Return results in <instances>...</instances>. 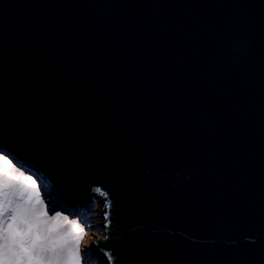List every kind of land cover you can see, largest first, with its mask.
I'll return each mask as SVG.
<instances>
[{
  "label": "water",
  "instance_id": "obj_1",
  "mask_svg": "<svg viewBox=\"0 0 264 264\" xmlns=\"http://www.w3.org/2000/svg\"><path fill=\"white\" fill-rule=\"evenodd\" d=\"M0 147L100 264H264V0H0Z\"/></svg>",
  "mask_w": 264,
  "mask_h": 264
},
{
  "label": "rangeland",
  "instance_id": "obj_2",
  "mask_svg": "<svg viewBox=\"0 0 264 264\" xmlns=\"http://www.w3.org/2000/svg\"><path fill=\"white\" fill-rule=\"evenodd\" d=\"M9 156L0 147V246L12 223L28 233L24 239L35 240L42 264H89L91 241L104 236L105 199L95 194L79 204L59 203L33 165ZM5 208L14 212L15 221Z\"/></svg>",
  "mask_w": 264,
  "mask_h": 264
},
{
  "label": "snow or ice",
  "instance_id": "obj_3",
  "mask_svg": "<svg viewBox=\"0 0 264 264\" xmlns=\"http://www.w3.org/2000/svg\"><path fill=\"white\" fill-rule=\"evenodd\" d=\"M4 212L12 213V221L16 220L11 209L5 208ZM4 233V243L0 246V264H42L35 240L29 242L24 239L28 235L27 232L19 228L14 229L13 224L9 223Z\"/></svg>",
  "mask_w": 264,
  "mask_h": 264
},
{
  "label": "bare ground",
  "instance_id": "obj_4",
  "mask_svg": "<svg viewBox=\"0 0 264 264\" xmlns=\"http://www.w3.org/2000/svg\"><path fill=\"white\" fill-rule=\"evenodd\" d=\"M85 260H87L89 264H100V261L98 260L97 256L95 255L94 250H91L90 253L86 255Z\"/></svg>",
  "mask_w": 264,
  "mask_h": 264
},
{
  "label": "trees",
  "instance_id": "obj_5",
  "mask_svg": "<svg viewBox=\"0 0 264 264\" xmlns=\"http://www.w3.org/2000/svg\"><path fill=\"white\" fill-rule=\"evenodd\" d=\"M9 158H11V156H9ZM11 161L14 162L13 159H11Z\"/></svg>",
  "mask_w": 264,
  "mask_h": 264
}]
</instances>
